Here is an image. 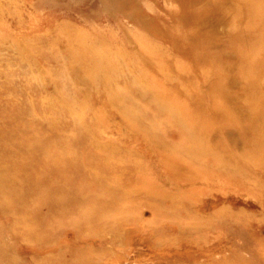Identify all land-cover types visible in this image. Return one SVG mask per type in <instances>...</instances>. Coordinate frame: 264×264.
Instances as JSON below:
<instances>
[{
	"label": "rangeland",
	"instance_id": "rangeland-1",
	"mask_svg": "<svg viewBox=\"0 0 264 264\" xmlns=\"http://www.w3.org/2000/svg\"><path fill=\"white\" fill-rule=\"evenodd\" d=\"M207 1L0 0V264H264L251 134L177 114L240 54L225 92L264 104V0Z\"/></svg>",
	"mask_w": 264,
	"mask_h": 264
},
{
	"label": "bare ground",
	"instance_id": "bare-ground-1",
	"mask_svg": "<svg viewBox=\"0 0 264 264\" xmlns=\"http://www.w3.org/2000/svg\"><path fill=\"white\" fill-rule=\"evenodd\" d=\"M207 2L212 8L211 12L214 16L212 20H220V18L224 16V5L222 4L223 2L221 3L220 0H208ZM195 4V1H192V4H189L188 6L192 7L195 6ZM213 28L214 27L212 26L209 29L211 30ZM202 29L209 30L206 26ZM187 38L190 37L186 35V39ZM204 57L208 61L210 59V61L216 62L215 59L212 60L211 55ZM240 58L242 60L238 59V64H236V68L237 70L241 71V73H243V69L246 67L245 61L247 59V56L240 54ZM141 59L144 63L148 62V64H152L151 62H149L151 59L148 60V58L146 57H143ZM252 67L254 69L258 68L255 65H253ZM216 68L218 72L217 75H215L214 73H205L203 76L204 82L207 83V85L204 84V86H206L205 92L202 93L200 86H192L191 89L187 91V95L190 98L189 102L184 103V105H186L187 107H185L187 111H183L181 106L180 109L182 111H178L177 114L184 120L189 121L188 131L190 132V134L198 132L203 137L209 138L212 137L211 132H218L222 135V130L224 131V128L227 126L234 127L242 133L245 131L246 134L249 133L251 135L243 138L244 145L241 144L240 153L248 157L253 155H260L264 157V106H262L264 104L261 103L262 105H260L259 107H253L249 102V97H246L243 98L241 101L245 102V104L247 105V109L243 111L240 108H237L235 101L239 99H237V97L230 96V94H227L225 91L227 86L232 82V79L235 78L233 76L236 75V77H239L241 73L239 71H236V68L229 67V65L227 64L222 66L221 64L217 63ZM249 84H251L256 90L258 89V83L249 82ZM167 93L170 92L167 90ZM250 98L254 99L256 98V96L254 94H250ZM212 100H214L216 107L214 108L213 106L212 108H214V110H212L211 112H205L203 110V105L205 103L212 102ZM233 100H235L234 103ZM226 102H229V105H226ZM224 110H226V114L224 113ZM224 115L227 118V123L225 122L226 124H224V127L222 126L223 124L219 126L215 119L220 116L224 117ZM222 139L223 138L219 136V142H216V145L221 148H228L231 154H235L238 152L234 150L233 147H231L230 149L229 145H224V141H221ZM232 140L236 141V138ZM207 150H209V148H207Z\"/></svg>",
	"mask_w": 264,
	"mask_h": 264
}]
</instances>
